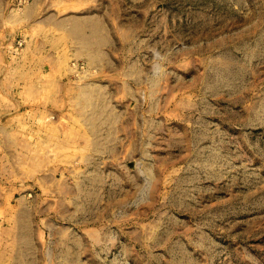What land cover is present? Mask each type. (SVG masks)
I'll use <instances>...</instances> for the list:
<instances>
[{
  "label": "rangeland",
  "instance_id": "1",
  "mask_svg": "<svg viewBox=\"0 0 264 264\" xmlns=\"http://www.w3.org/2000/svg\"><path fill=\"white\" fill-rule=\"evenodd\" d=\"M0 121L2 264H264V0H0Z\"/></svg>",
  "mask_w": 264,
  "mask_h": 264
},
{
  "label": "crops",
  "instance_id": "2",
  "mask_svg": "<svg viewBox=\"0 0 264 264\" xmlns=\"http://www.w3.org/2000/svg\"><path fill=\"white\" fill-rule=\"evenodd\" d=\"M25 53H27L30 57V61H29V64H32V65H35L36 64V61L39 60V57H36V54L34 53H37L35 52V50H31V49H26L25 50ZM43 63V62H41ZM0 133H4V125L3 123H1L0 121ZM0 187L2 188L0 190V199H3L4 198V191H3V185L1 184L0 182ZM4 241H0V264L4 263V260H5V250H4Z\"/></svg>",
  "mask_w": 264,
  "mask_h": 264
}]
</instances>
